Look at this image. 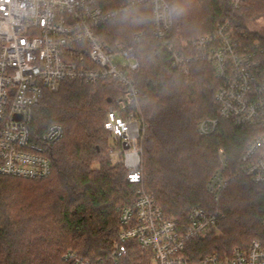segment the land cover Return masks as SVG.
Segmentation results:
<instances>
[{
	"label": "trees",
	"instance_id": "1",
	"mask_svg": "<svg viewBox=\"0 0 264 264\" xmlns=\"http://www.w3.org/2000/svg\"><path fill=\"white\" fill-rule=\"evenodd\" d=\"M113 6L131 0H112ZM174 28L169 42L181 49L186 42L211 34L230 22L246 45L264 48V32H251L248 22L264 15V0H246L234 9L227 0H167ZM151 7H138L102 28L110 44L132 43L140 62L133 74L146 122L143 140V184H131L124 166L113 165L104 129L109 108L121 88L105 82L63 83L45 92L35 109L31 142L45 147L43 136L58 125L62 137L49 146L48 178L30 180L0 175V264H70L63 258L75 252L96 260L107 257L122 230L121 210L133 204L143 187L169 218L186 223L196 207L220 210L225 219L214 232L187 243L194 259L264 238V185L242 177L231 182L219 203L207 191L217 169V151L225 148L234 171L253 132L221 122L220 132L202 138L198 121L215 117L216 93L221 86L213 67L192 63L176 67L170 55L153 40ZM119 264H153L152 254L131 241Z\"/></svg>",
	"mask_w": 264,
	"mask_h": 264
},
{
	"label": "built area",
	"instance_id": "2",
	"mask_svg": "<svg viewBox=\"0 0 264 264\" xmlns=\"http://www.w3.org/2000/svg\"><path fill=\"white\" fill-rule=\"evenodd\" d=\"M238 9L246 0H227ZM112 0H0V175L30 180L48 178L52 162L49 146L63 135L52 126L43 136L45 147L31 142L35 109L45 92H57L65 82L88 85L111 82L121 88L107 113L108 154L113 165L127 170L131 184H143V140L146 122L133 74L140 62L132 43L110 44L102 28L131 10L151 7V37L186 70L192 63H207L221 83L216 93L215 117L197 123L202 138L219 134L221 122L253 132L234 171L225 148L217 151L219 165L207 182V191L219 203L231 182L245 177L264 185V48L258 41L246 45L229 21L208 35L186 42L181 49L169 42L174 28L167 0H131L113 6ZM225 219L218 209L194 208L186 223L169 218L154 196L141 187L136 201L121 210L122 230L107 257L96 260L68 252L70 264H119L131 241L152 254L153 264H264V238L231 251L194 259L187 243L214 232ZM264 224V217H263Z\"/></svg>",
	"mask_w": 264,
	"mask_h": 264
},
{
	"label": "rangeland",
	"instance_id": "3",
	"mask_svg": "<svg viewBox=\"0 0 264 264\" xmlns=\"http://www.w3.org/2000/svg\"><path fill=\"white\" fill-rule=\"evenodd\" d=\"M248 29L251 32L263 33L264 32V15L257 19H253L249 21Z\"/></svg>",
	"mask_w": 264,
	"mask_h": 264
}]
</instances>
